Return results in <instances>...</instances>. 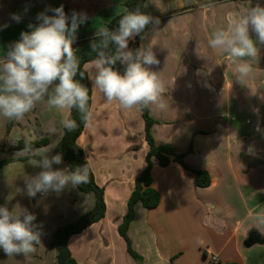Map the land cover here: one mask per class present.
I'll return each instance as SVG.
<instances>
[{
  "label": "crops",
  "instance_id": "0c3cea01",
  "mask_svg": "<svg viewBox=\"0 0 264 264\" xmlns=\"http://www.w3.org/2000/svg\"><path fill=\"white\" fill-rule=\"evenodd\" d=\"M127 1L0 0V58L23 32L39 26L37 15L46 8L63 5L69 16L73 10L87 14L76 42L107 27L126 10ZM257 3L264 6V0H145L142 12L159 17L160 25L154 33L144 32L140 47H154L160 64L149 66L150 70L160 73L169 89L166 110L149 107L156 121L152 135L157 144H170L177 153L185 154L189 168L207 171L211 185L197 187L194 174L179 163L155 165L152 186L161 196L159 206L148 210L137 203L128 230L132 247L144 264H215L205 251L218 258L216 264H264V241L245 245L253 231L264 240V228H257L249 219L250 212H264V46L250 60L253 78L244 84L235 80L230 56L217 55L208 46L217 27H226L233 17ZM12 14L19 15V22ZM89 83L92 122L77 143L96 183L104 189L106 213L101 221L72 235L68 247L78 264H136L118 228L128 213L135 180L146 167L145 121L140 108L121 109L93 89L90 79ZM66 114L67 110H48L42 102L16 128L26 142L47 137V146L54 145L62 138L61 121ZM53 125L56 132L50 134ZM15 164L24 177L42 170L28 161ZM23 164L28 166L21 167ZM53 169L69 170L63 157ZM50 244L43 247L45 252L55 251ZM38 251L29 257H8L0 249V264H46ZM48 264H56V255Z\"/></svg>",
  "mask_w": 264,
  "mask_h": 264
},
{
  "label": "clouds",
  "instance_id": "9594fccd",
  "mask_svg": "<svg viewBox=\"0 0 264 264\" xmlns=\"http://www.w3.org/2000/svg\"><path fill=\"white\" fill-rule=\"evenodd\" d=\"M49 11L54 14L48 15ZM12 19L19 22L20 17L12 14ZM37 19L39 26L30 33L23 32L21 39L0 58V117L20 121L44 102L48 110H67L68 114L61 121L67 132H74L78 127L70 114L73 109L79 112L84 124L90 125L89 88L81 82L85 71L91 73L88 78L92 81V88L102 93L107 102H117L121 109H167L165 94L169 89L160 73L149 67L160 64L154 47L145 44L135 52L129 49L130 40L146 31L154 33L159 29V17L137 8L122 15L115 30L106 26L97 29L98 39L90 46L96 58L86 65L85 71L81 70L73 44L79 26L88 20L87 14L73 10L69 16L61 5L46 8ZM208 46L217 55L230 56L235 65V80L240 84L253 78L250 60L256 59L260 47L264 46V6L257 3L242 15L233 17L226 27H217ZM117 63L124 66L123 72L115 67ZM48 131L55 134L56 127L50 126ZM8 139L12 145L20 142L15 135ZM54 146L33 148L26 142L18 152L29 157L30 165L42 169L36 175L24 178L26 195L31 198L38 193H60L69 186L75 188L89 181L87 162L75 170L53 169V164L62 163L60 154L46 155ZM41 153L44 155L40 156ZM249 219L257 228H264V212L254 215L250 212ZM35 220L36 216L26 208L10 210L7 206H0V249L8 257L28 256L36 251L42 231Z\"/></svg>",
  "mask_w": 264,
  "mask_h": 264
},
{
  "label": "trees",
  "instance_id": "16d2710c",
  "mask_svg": "<svg viewBox=\"0 0 264 264\" xmlns=\"http://www.w3.org/2000/svg\"><path fill=\"white\" fill-rule=\"evenodd\" d=\"M145 0H128L125 3L126 10L114 17L108 24L107 27L110 30H115L118 27V21L122 15L126 14L128 11H133L139 8L143 10ZM142 33L130 40V46L133 52L140 48L141 39L143 37ZM96 35L79 39L73 44V48L76 49V54L80 59L81 70L85 71V64L91 62L96 58V53L91 51V43L97 40ZM110 48L114 51V47L110 45ZM119 71H124V66L117 63L115 66ZM77 79H80L77 76ZM85 86L89 88V109L91 110V85L89 83L88 74L85 71V78L81 81ZM142 112V117L145 121V136L146 141L149 145V152L146 156V167L143 172L135 180V188L128 200V213L124 216L122 223L118 228L120 236L125 240L127 245V251L129 255L135 260L136 264H144L143 257L132 247L130 237L128 235L129 226L135 219V205L141 203L144 208L148 210H153L159 206L161 201V196L159 192L152 186L153 177L152 172L156 164L166 167L171 162H176L181 164L186 170L194 174V183L197 187L207 188L211 185V176L207 171L197 170L189 168L185 161V154L177 153L174 147L170 144L159 145L156 143L153 135L152 128L156 124V121L152 118L150 114L149 107L140 108ZM71 117L77 122V129L74 132H67L64 130L62 138L58 143L55 155L60 154L69 170H75L78 166H83L86 162L90 168L89 181L86 185H80L77 188L80 192L84 194H93L95 197V204L93 208L81 216L76 222L60 227L56 230L53 235L50 248L56 250V264H78L75 258L72 256L71 251L68 247L69 238L72 235L82 233L89 226L101 221L105 217L106 204L104 200V189L98 186L95 181L94 173L91 169L89 162L85 159L83 149L78 145L77 140L83 133L86 124L81 121L80 114L77 110H71ZM49 138H44L39 141L29 143L33 148L44 147L49 144ZM25 141L20 140L18 150H22L25 145ZM29 157L25 156L23 160H28ZM39 159V157H34ZM17 158L4 159L0 161V167L15 161ZM206 256V253H204ZM235 264V263H231Z\"/></svg>",
  "mask_w": 264,
  "mask_h": 264
},
{
  "label": "rangeland",
  "instance_id": "374dc122",
  "mask_svg": "<svg viewBox=\"0 0 264 264\" xmlns=\"http://www.w3.org/2000/svg\"><path fill=\"white\" fill-rule=\"evenodd\" d=\"M17 124L21 125L19 121H8L3 117H0V161L17 158V160L6 163L0 167V206H7L10 210L14 208L16 210L26 208L30 213H33L36 216L34 223L41 226L42 231L41 243L37 246L39 248L36 247V250H39L38 252L41 253L40 256H44L43 258L46 261V264H48L51 262V259L54 258V255H56V250L53 252H45L43 247L45 246L46 248L47 245L50 244L51 238L49 237L54 234L53 231L58 227L60 228V226L63 227L76 222L78 220H76L78 215L89 212L90 210L88 211L87 207H90V205L92 207L95 204V197L93 194L80 193L76 187L73 188L71 186L65 188L60 193H38L35 200L34 198L27 196L24 174H22L21 171H16L15 163H17V161L27 162L28 160H23L22 158L25 156L18 154L17 147L19 146V143L12 145L8 139L13 135L18 136L20 140H23L22 138L26 137L19 133V129L16 128ZM44 138L47 137L41 139ZM39 140H33L30 141V143ZM60 140L54 144L55 146L49 151L50 153L51 151L53 152V154H49V157L55 155V150ZM40 156H42V154H40ZM11 163L14 164L9 165ZM27 166L28 165L26 164L21 165V167L24 168ZM44 236H46L48 240L46 238L44 239ZM34 253H36V251ZM34 253L25 257L33 256L35 255ZM1 255L2 253L0 256ZM11 264L19 263L12 261Z\"/></svg>",
  "mask_w": 264,
  "mask_h": 264
},
{
  "label": "water",
  "instance_id": "95a60500",
  "mask_svg": "<svg viewBox=\"0 0 264 264\" xmlns=\"http://www.w3.org/2000/svg\"><path fill=\"white\" fill-rule=\"evenodd\" d=\"M264 240L263 238L260 236V234L256 231H253L249 237V239L247 240V242L245 243L246 246H251L253 244L256 243H262Z\"/></svg>",
  "mask_w": 264,
  "mask_h": 264
},
{
  "label": "built area",
  "instance_id": "2783aa9c",
  "mask_svg": "<svg viewBox=\"0 0 264 264\" xmlns=\"http://www.w3.org/2000/svg\"><path fill=\"white\" fill-rule=\"evenodd\" d=\"M205 253L210 257L211 261L214 262L215 264L218 263V258L215 255H212L210 252L205 251Z\"/></svg>",
  "mask_w": 264,
  "mask_h": 264
}]
</instances>
